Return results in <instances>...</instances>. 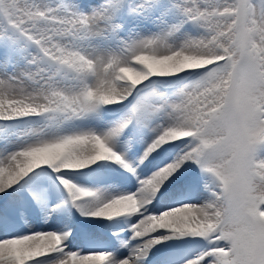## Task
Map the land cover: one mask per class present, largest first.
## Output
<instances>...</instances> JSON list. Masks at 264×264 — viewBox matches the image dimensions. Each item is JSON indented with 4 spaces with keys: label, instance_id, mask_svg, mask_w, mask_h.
Wrapping results in <instances>:
<instances>
[{
    "label": "snow or ice",
    "instance_id": "snow-or-ice-1",
    "mask_svg": "<svg viewBox=\"0 0 264 264\" xmlns=\"http://www.w3.org/2000/svg\"><path fill=\"white\" fill-rule=\"evenodd\" d=\"M0 264H264V0H0Z\"/></svg>",
    "mask_w": 264,
    "mask_h": 264
}]
</instances>
